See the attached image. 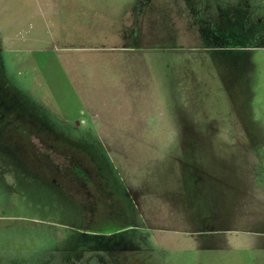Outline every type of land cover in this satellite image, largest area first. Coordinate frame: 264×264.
<instances>
[{
    "label": "rangeland",
    "instance_id": "obj_1",
    "mask_svg": "<svg viewBox=\"0 0 264 264\" xmlns=\"http://www.w3.org/2000/svg\"><path fill=\"white\" fill-rule=\"evenodd\" d=\"M0 264H264V0H0Z\"/></svg>",
    "mask_w": 264,
    "mask_h": 264
},
{
    "label": "trees",
    "instance_id": "obj_2",
    "mask_svg": "<svg viewBox=\"0 0 264 264\" xmlns=\"http://www.w3.org/2000/svg\"><path fill=\"white\" fill-rule=\"evenodd\" d=\"M102 224H103V222H101V225H100V222L96 223L95 225H93L92 230L93 231H101V230L109 229L111 227V225H109V224L107 226H105V225L103 226ZM104 224H107V223H104Z\"/></svg>",
    "mask_w": 264,
    "mask_h": 264
}]
</instances>
